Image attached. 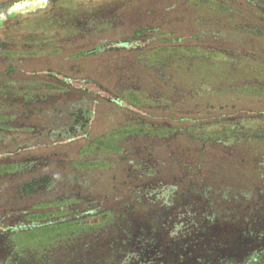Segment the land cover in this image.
I'll return each mask as SVG.
<instances>
[{
	"label": "trees",
	"instance_id": "trees-1",
	"mask_svg": "<svg viewBox=\"0 0 264 264\" xmlns=\"http://www.w3.org/2000/svg\"><path fill=\"white\" fill-rule=\"evenodd\" d=\"M261 1L245 0L253 12L232 16L230 30L212 19L220 30L209 45H203L205 35L199 32L156 30L151 32L156 38L183 45L171 44L164 54L143 59L141 43L121 41L114 54H135L139 68L155 78L150 89L128 80L114 82V90L89 77L80 78L82 87L70 79L60 82L65 108L80 94L113 105L123 101L117 90L143 95L145 101L137 100L143 105L131 102L136 108L126 110L104 136L87 123L94 111L87 98L85 104L68 106L75 110L71 124L39 117L12 130L9 120L15 115L3 110L7 99L25 106L53 102L32 88L0 95V178L30 173L23 187L11 190L13 198L30 195L26 191L39 181H45L40 190L49 197L27 207H0L1 264H219L244 240H263L264 110L228 107L230 96L246 85L264 88V63L257 61L264 59V30L240 23L264 22ZM75 28L67 34L78 33ZM36 41L26 38L24 44ZM177 63L184 67L178 69ZM9 134L34 139L7 143ZM31 233L41 236L22 242Z\"/></svg>",
	"mask_w": 264,
	"mask_h": 264
},
{
	"label": "rangeland",
	"instance_id": "rangeland-1",
	"mask_svg": "<svg viewBox=\"0 0 264 264\" xmlns=\"http://www.w3.org/2000/svg\"><path fill=\"white\" fill-rule=\"evenodd\" d=\"M45 1L50 0L0 1V95L8 97V94H13L14 96L17 89L32 88L37 90L40 94L38 96L48 98L53 102L48 107L44 104L25 106L17 100L12 103V106V99H7L3 110L15 115L9 120L12 130H14V124L17 126L33 124L39 117L41 120H52L59 125L71 124L74 121L71 112L75 110L73 107L70 110L68 106L75 102L85 104L84 100L89 98L80 94L75 97L76 99L66 101L68 106L66 105L65 108L63 104L65 100H61L64 88L60 82L67 81V79L80 87L83 86L79 84L83 82L80 78L89 77L105 83L113 90L116 87L114 82L127 80L130 82L128 84L136 83L148 89L152 88L154 85L152 80L155 78L152 73H148L147 68H139L141 62L137 60L138 57L135 54L129 53L126 49H121L126 51L114 54V50L122 46L121 41L130 39L141 43L142 47L139 49L145 52L142 55L143 59L164 54L173 46L171 44H180V47L183 45V41L172 43L163 37L156 38L157 33L154 35L151 33L156 30L165 32L175 30L181 34L199 32L205 35L201 41L203 45H209L213 40V33L220 30L211 23L212 19L219 23H217L218 27L230 30L232 16H238L237 13L251 15L254 9L249 7L245 0H100L93 6L79 3L50 5ZM261 2L264 4V0ZM94 10H97V13L91 15ZM110 10L115 12L114 16H110L113 13L109 12ZM100 15L105 18L104 21ZM240 23L243 27L255 28L256 26L264 30L262 21L250 24L244 21ZM235 25H238V22ZM6 26L14 27L10 28V35H5L3 32ZM76 26L78 28H75ZM74 28L78 30V33L75 30L73 35H68L67 33ZM139 28L147 29L146 34L143 33L145 31L138 33ZM136 29L137 32H135ZM203 31L210 32L206 33V36L201 33ZM176 36L178 34L174 35ZM26 38H36L38 41L35 44H24ZM143 40L145 41L142 42ZM102 43H105V46L101 47ZM90 48L95 51L89 52ZM35 53L36 56L33 55ZM257 61L264 63V59H257ZM10 64L13 65L12 68ZM203 64L205 63L202 58L200 66ZM178 66V69L184 67L180 64ZM114 69L117 70L115 74ZM122 74L126 75L124 76L126 80H121ZM50 75L52 76L49 77ZM53 77H56L58 81L52 80ZM132 85L123 83L121 86ZM246 86L248 87H245L238 95L230 96L229 109L235 112L239 109L255 112L264 110V88ZM81 90L82 88L76 92V95ZM118 91L116 92L121 97L120 99H123L118 105L104 100L91 102L89 99L88 103L92 104L94 111L87 123L97 136L115 127L119 118H124L129 110L135 109L136 107H133L131 102L143 105L142 102L137 101L142 98V94L137 90L124 88ZM106 97L109 96L106 95ZM112 97L118 98L114 94ZM253 117L249 116V118ZM80 122L85 123L82 119ZM7 123L5 121L3 125H8ZM0 133L2 134L3 131ZM32 139L34 137L9 134L6 140L7 143L19 144V141ZM29 174L11 172L5 173L0 178V207L11 205L27 207L48 200L49 197L42 193L43 190H40L45 186V181L35 182L33 186H30L29 191L26 192L31 194L25 198H13L15 194L11 190L23 187V182L31 178ZM91 222H93L91 224L95 223L94 220ZM39 236H41L40 233L24 234L22 242ZM219 264H264V238L258 241L244 240L243 243L237 244L235 249L230 250V257Z\"/></svg>",
	"mask_w": 264,
	"mask_h": 264
},
{
	"label": "flooded vegetation",
	"instance_id": "flooded-vegetation-1",
	"mask_svg": "<svg viewBox=\"0 0 264 264\" xmlns=\"http://www.w3.org/2000/svg\"><path fill=\"white\" fill-rule=\"evenodd\" d=\"M45 2H48V1H45ZM57 1H54V0H50L48 3L50 4V5H52L53 3H56ZM52 7V6H51ZM47 10V9H46ZM10 28H14L13 26H6V28L4 29V33H5V35H10V33H9V30H10Z\"/></svg>",
	"mask_w": 264,
	"mask_h": 264
},
{
	"label": "built area",
	"instance_id": "built-area-1",
	"mask_svg": "<svg viewBox=\"0 0 264 264\" xmlns=\"http://www.w3.org/2000/svg\"><path fill=\"white\" fill-rule=\"evenodd\" d=\"M54 1H60V0H54Z\"/></svg>",
	"mask_w": 264,
	"mask_h": 264
}]
</instances>
